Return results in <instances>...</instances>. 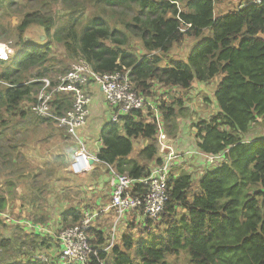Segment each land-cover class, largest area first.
I'll use <instances>...</instances> for the list:
<instances>
[{
  "label": "trees",
  "instance_id": "16d2710c",
  "mask_svg": "<svg viewBox=\"0 0 264 264\" xmlns=\"http://www.w3.org/2000/svg\"><path fill=\"white\" fill-rule=\"evenodd\" d=\"M83 1L102 8L132 9L135 5L136 14L130 22L122 21L120 29L111 27L101 16L77 28L76 18L55 27L50 15L25 13L15 27L14 54L0 60V126L5 123L1 109L15 116L18 106L37 86V82H28L30 72L39 69L34 76L40 78L52 69L47 65L52 40L97 72L129 68L132 88L144 96L153 92L154 84L189 89L194 82H206L221 73L213 93L219 110L196 124V145L204 154L223 152L224 160L200 177V190L191 197L187 195L192 181L189 173L170 177L168 197L157 220L166 227L163 234L149 242L123 236L122 249L114 244L111 247L113 264H176L165 258L182 250L188 252L191 264H264V135L242 138L258 119L264 125V3L247 2L244 7L214 17V0H185L182 9L179 0ZM4 2L0 0V9L9 3ZM31 24L43 28V43L25 40L24 32ZM206 28L211 36L195 44L185 60L168 57L175 45L183 44L188 37H198ZM126 31L140 40L146 53L137 55L126 48ZM7 34L6 30L0 31V41L8 40ZM155 52L166 58L165 66ZM161 97L156 104L164 124L175 111ZM66 101L65 96L53 101L57 113L70 106ZM152 115L147 108L122 116V134L117 123L105 124L99 132L102 144L96 158L117 173L133 178L146 176L147 162L154 158L157 163L162 161L155 156L157 128ZM19 116L24 117V111ZM136 138L147 142L137 153L144 163L130 157ZM5 205L0 197V213ZM61 217V226L66 227L79 221L82 212L71 207ZM144 222L148 228L152 221ZM38 235L30 237L40 239L34 243L40 249L46 239ZM104 240L102 231L89 229L91 245L103 246ZM9 245V239L0 240V249ZM132 247L133 257L127 253ZM33 252L21 262L0 264H45L32 258ZM99 255L106 262L108 253Z\"/></svg>",
  "mask_w": 264,
  "mask_h": 264
},
{
  "label": "rangeland",
  "instance_id": "374dc122",
  "mask_svg": "<svg viewBox=\"0 0 264 264\" xmlns=\"http://www.w3.org/2000/svg\"><path fill=\"white\" fill-rule=\"evenodd\" d=\"M4 1V3H9L6 4L7 6L4 4L0 9V31H7V35L10 38L4 42L10 43L14 50L16 37L15 27L25 13L39 11L44 15H50L54 19L55 27L65 23L69 19L76 18L78 19L77 28H81L93 17L101 16L111 27L116 26L120 29H123L122 21L130 22L132 17L136 14L135 5L131 6L132 9H128L125 7L102 8L99 4L85 2L83 0ZM179 1V8L182 9L185 0ZM236 6L237 2L234 0H214V17L234 11ZM126 33L129 36V45H127L126 48L130 51H134L137 55H139L141 51L142 54L146 53L145 50L141 49L140 40L132 36L129 31H126ZM210 36L211 31L206 28L198 37H188L183 44L179 46L175 45L172 49V53L170 52L168 57L185 60L187 52H189L195 44L203 40V38ZM24 38L27 42L35 44L43 43V40H45V32L41 26L31 24L24 32ZM155 54L161 58V65L165 66L168 62L166 58L162 59V55H160L159 52H155ZM48 56L50 61L47 65L52 69L45 76L50 79L53 78L56 73L67 70L70 63L76 58L71 57L60 43L53 40L51 41V49ZM37 70L39 69L36 68L30 72L32 77H29L28 81L36 77L34 75ZM221 78L222 74L219 73L206 82H194L193 85L195 84L196 87L192 86L189 89H180L177 87L167 89L161 85L154 88L153 86L154 90L152 88L153 92L149 94L148 97L156 104L158 101L156 98L159 97V92H161L163 96L166 95V99H164L166 104L171 105L175 111L172 119L164 121V128L167 137L176 134L179 127L178 122L180 120L179 123H182L180 128V138H185L188 141L189 148H191L190 139H193L196 132L195 123L207 120L216 112L213 111V93ZM36 89L37 88L35 87L30 97L18 106V111L15 116L11 113H5L3 109H1V118L4 119L3 121L5 123L0 126V155L4 156V159H0V197L4 199L6 205L1 212L2 214L0 213V240L9 239L10 241L8 247L0 249V262L4 263L21 262L23 259H26L31 251H34L33 253H38V250H41V248H37L39 245L34 244L40 239L35 236L30 237L33 232L26 233L24 230L25 228L21 227V224L18 221L24 220L29 221L30 223H33L32 220L39 221L38 223L33 224L50 229L51 234H54L55 239L57 232L63 227L61 226L62 211H67L71 206L80 207V202H76L78 200L74 199L76 194H80V192L79 190L75 192V185H70L69 183V173L71 172L66 173L64 171L65 168L70 171V164L73 162L72 155L74 152L77 153L78 151V148L71 137L65 135L60 129H56L51 123H46L47 132L42 134L41 128L42 135L39 137L40 140H37V138H31V142L28 141L23 143L21 141L20 143L15 144L18 149L15 153L10 152V148H8L12 145L11 142L8 141V136L11 139H14V137H20L22 134L19 133L23 130L21 125H19L21 117L17 116L20 114V111H24L25 113V118H23V120H31L33 122L34 120H37L27 109V106L36 93ZM107 106L108 104L106 105V108ZM108 109L109 110H107L105 115L109 120L112 117V110L109 106ZM205 110L207 112H205ZM117 124L119 127L121 126L120 121ZM166 125L170 130L166 129ZM262 135H264V125L261 124L258 119L242 138L244 140H250ZM32 136L34 137V134ZM185 141L184 144L187 143V141L186 143ZM144 143L145 141L141 138L134 139V149L130 154V157H135L140 163H144L145 160L137 157V153L135 154V152L138 149L140 150V147ZM36 148H38V150H36ZM26 151L28 152V158ZM12 156H14L16 160L15 162L11 160ZM155 156L156 158L159 156V151L156 152ZM187 156V154H183L180 157L178 156L174 158L171 163L173 164L172 171L174 174H180L183 172L191 175L192 181L190 189L187 191V195L191 197L200 190L199 175L202 167L201 165H197L196 162L190 164ZM153 160H155V158ZM147 163L149 165L151 162ZM86 173L87 172L81 173L80 175H85ZM91 177L94 178V174H91ZM84 181H86L85 178ZM70 186L72 189H69ZM55 199H62L63 201L56 203L53 202ZM88 207L93 206L88 205ZM126 215L120 222L116 223L113 234V237L115 236V240L117 241V246L121 249V239L123 236H131L134 240L142 239L149 242L154 236H161L166 228L163 224L160 225L159 223V227L155 226V223H152L151 228H146L145 222L140 217H135L139 220V222L137 220L135 221V225L127 226L125 224L127 220ZM13 216L17 217L14 219ZM67 218L69 219L70 217ZM97 220L98 225L102 227L101 231L103 232L104 237H106L107 234L111 235L114 215L109 224H106L108 222L107 218L101 219L98 217ZM129 221H131V217L127 220V222ZM37 234H39L38 237H44L46 243L53 242L52 237L49 236L50 234L46 236H41L44 235L43 232ZM50 246L52 245L50 244ZM134 248L135 247H132L127 251L132 257L134 256ZM39 253L45 252L41 250ZM165 259L168 262H174L176 264H191L189 254L185 250L180 251L177 255H167ZM136 261H138V259H136ZM105 263L113 264L111 253L107 256Z\"/></svg>",
  "mask_w": 264,
  "mask_h": 264
},
{
  "label": "built area",
  "instance_id": "2783aa9c",
  "mask_svg": "<svg viewBox=\"0 0 264 264\" xmlns=\"http://www.w3.org/2000/svg\"><path fill=\"white\" fill-rule=\"evenodd\" d=\"M247 2L254 4L264 3V0H238L237 9L244 7ZM14 52L13 47L8 42L0 41V60L7 58ZM129 69L121 66L120 70L111 73H101L92 67L82 58L72 61L65 71L56 73L53 78L42 76L34 78L28 82H37L36 93L29 103L30 112L36 117L53 120L55 124L64 129L68 134L75 137L79 147L76 153L75 166L77 170L83 171L87 168L88 159L96 158L90 155L85 145L77 136L80 127L85 124L88 114L87 104L89 96L86 88L92 84L97 85L108 105L115 108L112 113L111 122H118L124 115L131 111L149 108L153 114L157 128L156 142L162 158L157 165L150 168L146 176L133 178L126 173H117L112 170L114 185L110 196L109 205L98 211L84 210L82 217L77 224L61 228L55 240L58 243V254L50 257L45 253H34L32 258L40 260L45 264H106L100 258V252L107 251L113 246V234L115 225L130 211L136 217L155 222L163 213L168 197L167 189L170 183L171 162L178 155L165 132L162 129L160 112L156 104L148 96H144L135 91L129 79ZM71 94L72 101L68 109L56 112L52 106L58 95ZM172 141V140H171ZM217 159L220 154L213 155ZM112 210L114 222L110 241L103 246L91 245L89 239V229L92 223L102 212ZM37 233H51L50 229L42 226H29ZM36 228V229H35Z\"/></svg>",
  "mask_w": 264,
  "mask_h": 264
},
{
  "label": "crops",
  "instance_id": "0c3cea01",
  "mask_svg": "<svg viewBox=\"0 0 264 264\" xmlns=\"http://www.w3.org/2000/svg\"><path fill=\"white\" fill-rule=\"evenodd\" d=\"M234 1L237 2V4H238V0H234ZM236 9H237V6L234 10H236ZM221 15H223V14H220V16ZM177 58H179V57H177ZM127 69H129V68H127ZM129 73H130V69H129ZM129 79H130V76H129ZM158 85L159 84H154V88L158 87ZM192 86L196 87L195 84L194 85L192 84ZM164 88L168 89L169 87H164ZM172 88H174V87H171L169 89H172ZM86 90H87L86 92L89 96V102L87 104L88 114L86 117L85 124L79 128V130L77 132V136L81 140V142L84 143L86 151L90 155H92L96 158V153L102 144L101 141L99 140V132L105 124H108L111 122L110 119L108 120L106 118L105 113L107 112V110H109L108 106L111 107L112 113H113V111H115V108L110 106V105H108L106 108L107 102L104 100L102 92L97 85L92 84V85L88 86L86 88ZM62 96L66 97V99L68 101V102L66 101L68 103L67 106L71 105V101H72L71 94L58 95V99H61ZM160 96H162L161 99L162 98L166 99V95L163 96V94H161V92H159V97ZM159 97H157L156 100H158ZM213 99H214V97H213ZM156 107H157V104H156ZM27 109L30 112L28 106H27ZM157 110H158V107H157ZM218 110H219V108H218V106L214 100V110L213 111H216L214 113V115L218 112ZM205 112H207V111L205 110ZM32 116L34 118H36L37 120H34V122L31 120L27 121V120H23V118H25V116L24 117L20 116L21 120L19 121V125H21V128L23 130L19 133H22V134L20 137L19 136L14 137V139H11L8 136V141H10L12 144L10 147H8V148H10V152L15 153L16 151H18L15 144H18L21 141L23 143L28 142V141L31 142V140H32L31 138H34V139L37 138V140H40L39 137L42 134H45L47 132L46 123H48V121L45 119L38 120V119H42V118L36 117L33 114H32ZM152 117H153V115H152ZM159 117L161 118V114H159ZM153 119H154V117H153ZM118 122H115V123H118ZM179 122H180V120H179ZM179 122H178L179 127L177 129L178 131H176V134L172 135L171 137H168L169 142H171L170 144H172V146L175 149L176 154L179 157L183 154H187L188 155L187 157L189 159L190 164H192L193 162H196L197 165H201L202 170H201V173L199 175V178H200L206 171L213 169L214 167L219 165L224 160L222 157L223 152L219 153L221 155V157H218L217 159L213 158L212 160H210V158H212V156H210L211 154H207V153L204 154L202 151L198 150V147L196 145V139L198 138L197 128H196V132L193 136V139H190L191 148H189L188 141L185 138H180L181 137L180 128L182 126V123H179ZM49 123H51L56 129H60V131H62L65 135L71 137L73 142L76 144L77 148L79 147L78 141L75 137L68 134L64 129L59 128L53 120H49ZM197 123H195V126ZM161 124H162L163 131L167 135L163 122H161ZM41 128H42V134H41ZM166 129L169 130L167 126H166ZM119 133L120 134L123 133V131L121 130V127H119ZM33 134H34V137L32 136ZM185 140L187 141V143ZM184 141L186 144H184ZM146 143L147 142L145 140V143L140 147V149L143 148ZM155 143H156L155 147H156V152H157V151H159V148H158L156 139H155ZM133 147H134V145H133ZM36 150H38V148H36ZM138 151H139V149L135 152V154L138 153ZM26 153H27V158H28V152L26 151ZM75 157H76V152H74L72 155L73 162L70 164V169H69L70 171H68L67 168L64 169V171L66 173L71 172V173H69L70 179H68L70 185L74 184L76 187L75 192H77L78 190L80 192V194L77 193L75 198H74V199L78 200L76 202H80V207H75V206H71V207H75L76 209L80 210L81 212H83L84 210H89V211L94 212V211H98L100 209L106 208L110 203V196H111V192L113 189V185L115 183L114 182V176L111 172L112 170H114L113 167H111L110 165H107L105 163H102L101 161H99L96 158V160L95 159L93 160V163H91V164L89 163L87 168L83 169V171H79V170H77V168L75 166V161H76ZM157 158H160V159L162 158V153L160 151H159V156ZM23 159H25V158H23ZM188 159H186V160H188ZM11 160L13 162L16 161L14 156L11 157ZM25 160H27V159H25ZM157 164L158 163L155 162V160L151 161V163L149 165V170H150V168H152L153 166H155ZM172 166H173V164L171 163L170 177L174 178L178 174H176V173L174 174V172L172 171ZM90 171H91V173H90ZM85 172H87L85 175H80L81 173H85ZM91 174H94L95 177L92 178ZM84 178L86 179V181H84ZM89 179H91V180H89ZM70 188L72 189L71 186L69 187V189ZM78 195H79V197H78ZM62 201H63L62 199L61 200L55 199V201H53V202L58 203V202H62ZM88 205H92L93 207H88ZM62 212H66V211L63 210ZM15 217H17V216H13L14 219H15ZM98 217L101 219L107 218L108 222L106 224H109L111 222L112 217H113L112 210H107L106 212L104 211V212L100 213L98 215ZM130 217H131V221L127 222V220ZM135 217H136L135 213H133L132 211L128 212L126 215L127 220H126L125 224L127 226L133 225V224L135 225L136 220L139 222V220ZM59 218H60V215H59ZM97 218L92 223V227L101 231L102 227L100 225H98ZM18 222L21 224V227L25 228L24 230L26 233H31V232L37 233V232L33 231V229L30 228L29 226H35L37 224H33V223H38L39 221L32 220L33 223H30L29 221L20 220ZM77 223H78V221L75 224H77ZM152 223H155V226L159 227L157 221L151 222V225H152ZM75 224H72V225H75ZM151 225L148 228H151ZM46 235H49L50 237H52L53 242L52 243H50V242L46 243L43 246L44 248L41 247V250H43L45 253H47L50 257L56 256L58 254V243L54 239V234L44 232V235H41V236H46ZM139 240H141V239H139ZM109 241H110V235L107 234V236L105 237L104 243L101 245H106ZM50 244L52 246H50ZM113 244L117 245V241L115 240V236L113 239ZM121 244H122V239H121ZM41 250H38V251L40 252ZM107 252L109 255V253H111V249H109Z\"/></svg>",
  "mask_w": 264,
  "mask_h": 264
},
{
  "label": "water",
  "instance_id": "95a60500",
  "mask_svg": "<svg viewBox=\"0 0 264 264\" xmlns=\"http://www.w3.org/2000/svg\"><path fill=\"white\" fill-rule=\"evenodd\" d=\"M88 163H90V164L93 163V159H91V158L88 159Z\"/></svg>",
  "mask_w": 264,
  "mask_h": 264
}]
</instances>
